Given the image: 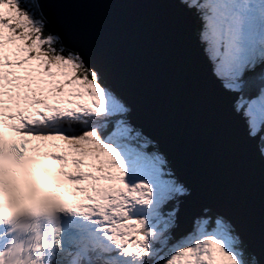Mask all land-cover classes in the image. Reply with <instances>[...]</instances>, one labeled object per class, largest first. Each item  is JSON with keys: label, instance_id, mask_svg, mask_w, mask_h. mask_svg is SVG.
<instances>
[{"label": "snow or ice", "instance_id": "snow-or-ice-1", "mask_svg": "<svg viewBox=\"0 0 264 264\" xmlns=\"http://www.w3.org/2000/svg\"><path fill=\"white\" fill-rule=\"evenodd\" d=\"M159 2L191 20L264 169V0ZM47 4L0 0V264H264V211L253 233L200 203Z\"/></svg>", "mask_w": 264, "mask_h": 264}, {"label": "water", "instance_id": "water-1", "mask_svg": "<svg viewBox=\"0 0 264 264\" xmlns=\"http://www.w3.org/2000/svg\"><path fill=\"white\" fill-rule=\"evenodd\" d=\"M47 10L105 65L199 202L224 206L258 233L264 169L243 147L191 20L159 0H48Z\"/></svg>", "mask_w": 264, "mask_h": 264}]
</instances>
